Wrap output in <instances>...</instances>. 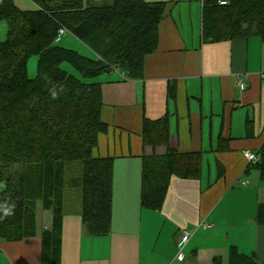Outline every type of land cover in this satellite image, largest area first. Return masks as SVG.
<instances>
[{
    "label": "crops",
    "instance_id": "obj_1",
    "mask_svg": "<svg viewBox=\"0 0 264 264\" xmlns=\"http://www.w3.org/2000/svg\"><path fill=\"white\" fill-rule=\"evenodd\" d=\"M14 1L21 10L37 9L30 0ZM144 1L165 11L141 73L113 69L87 80L101 85L102 119L110 127L94 150L113 160L109 230H88L82 194L67 187L59 264H231L233 256L264 264V178L245 156L253 153L258 163L264 148V38L205 39L204 8L231 0ZM67 38L65 48L82 46ZM162 119L168 143L146 146L144 120ZM169 151L200 153L201 175L173 178L162 208L144 209L143 158ZM52 216L38 207L35 237L0 238V264H43L42 233L51 230ZM185 231L191 237L181 262Z\"/></svg>",
    "mask_w": 264,
    "mask_h": 264
},
{
    "label": "trees",
    "instance_id": "obj_2",
    "mask_svg": "<svg viewBox=\"0 0 264 264\" xmlns=\"http://www.w3.org/2000/svg\"><path fill=\"white\" fill-rule=\"evenodd\" d=\"M30 1L37 9L21 10L14 0H0V22L8 28L0 42V184L5 187L0 192V238L18 242L35 237L38 207L50 211L53 226L42 233L43 264H59L68 164H82L81 176H73L68 188L82 194L84 224L92 234L109 230L113 160L95 157L94 150L110 127L102 119L101 85L87 80L113 69L139 75L142 60L157 47L165 10L162 3L144 0ZM203 21L204 37L212 42L254 34L264 38V0L210 3ZM61 28L97 58L56 42ZM34 56L37 75L31 79L28 63ZM63 63L82 79L61 68ZM142 138L148 147L165 146L167 121L144 120ZM200 156L177 151L144 156V209L162 208L173 178L199 179ZM259 156L250 168L264 178V148ZM231 264L257 263L233 256Z\"/></svg>",
    "mask_w": 264,
    "mask_h": 264
},
{
    "label": "rangeland",
    "instance_id": "obj_3",
    "mask_svg": "<svg viewBox=\"0 0 264 264\" xmlns=\"http://www.w3.org/2000/svg\"><path fill=\"white\" fill-rule=\"evenodd\" d=\"M7 23L6 21H1L0 22V42L6 40L7 37ZM71 37V34L67 33L62 40H60L61 42L59 43L61 46L64 47V43L63 40L68 39L67 37ZM82 46H77L75 49L77 52H79L80 54L84 55V56H91L90 52L92 53V50L84 43L81 42ZM37 66H38V56H34L30 59L29 63H28V74L29 77L34 78L37 75ZM64 70H66L67 72H69L70 74L76 76L77 78L82 79V76L73 68L71 67L70 64L68 63H63L62 67ZM91 80V79H90ZM95 80V79H94ZM81 172H82V164L81 162H74L72 164H68V166L66 167V171H65V180L67 183V187H68V183L70 182V180L72 179V177L74 176V178L81 176ZM4 184L1 183L0 184V192L4 190ZM67 201H70V198L67 197Z\"/></svg>",
    "mask_w": 264,
    "mask_h": 264
},
{
    "label": "built area",
    "instance_id": "obj_4",
    "mask_svg": "<svg viewBox=\"0 0 264 264\" xmlns=\"http://www.w3.org/2000/svg\"><path fill=\"white\" fill-rule=\"evenodd\" d=\"M220 5L222 6H226L228 5L227 1H222L220 2ZM68 33V31L65 28H61L58 32V37L56 38V42L58 41L61 42L60 40H62V38ZM242 89H245V85L242 84L241 85ZM245 156L247 158V160L249 161L250 164H255L258 161V156L253 155V153L250 152H246ZM191 237V232H187L185 231L184 236L182 237V239L178 242V249H179V253H178V259L182 262L184 261V254L182 253L184 247L186 246V243H188L189 239Z\"/></svg>",
    "mask_w": 264,
    "mask_h": 264
},
{
    "label": "clouds",
    "instance_id": "obj_5",
    "mask_svg": "<svg viewBox=\"0 0 264 264\" xmlns=\"http://www.w3.org/2000/svg\"><path fill=\"white\" fill-rule=\"evenodd\" d=\"M10 214V210H5V215Z\"/></svg>",
    "mask_w": 264,
    "mask_h": 264
}]
</instances>
